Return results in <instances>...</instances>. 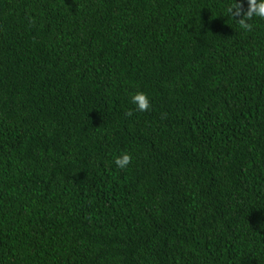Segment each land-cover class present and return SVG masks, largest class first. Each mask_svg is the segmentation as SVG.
<instances>
[{
    "label": "trees",
    "instance_id": "16d2710c",
    "mask_svg": "<svg viewBox=\"0 0 264 264\" xmlns=\"http://www.w3.org/2000/svg\"><path fill=\"white\" fill-rule=\"evenodd\" d=\"M232 2L0 0V264H264V20Z\"/></svg>",
    "mask_w": 264,
    "mask_h": 264
},
{
    "label": "clouds",
    "instance_id": "9594fccd",
    "mask_svg": "<svg viewBox=\"0 0 264 264\" xmlns=\"http://www.w3.org/2000/svg\"><path fill=\"white\" fill-rule=\"evenodd\" d=\"M248 8L245 11L243 3L233 0V2L227 7L226 15L236 20V17L240 19L236 22L242 30L250 31L253 27L251 23L255 19L264 20V0H247ZM131 103L135 106V110L138 112L149 111L152 107L151 99L143 92L134 94L131 97ZM134 114L133 111H129L127 115L131 117ZM133 157L131 154L125 152L115 158V164L120 170L127 169Z\"/></svg>",
    "mask_w": 264,
    "mask_h": 264
}]
</instances>
